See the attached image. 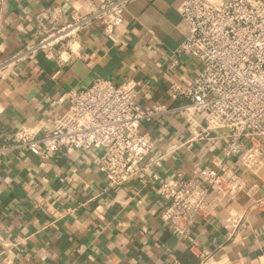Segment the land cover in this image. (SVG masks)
Segmentation results:
<instances>
[{"label": "crops", "instance_id": "obj_1", "mask_svg": "<svg viewBox=\"0 0 264 264\" xmlns=\"http://www.w3.org/2000/svg\"><path fill=\"white\" fill-rule=\"evenodd\" d=\"M106 1L0 0V146L21 125L51 129L49 119L67 108L59 95L97 79L148 84L139 97L146 108L171 103L172 84L193 83L198 61L177 55L187 33L183 0H132L111 33L77 25ZM140 131L153 144L144 164L161 179L213 167L235 172L242 190L220 200L212 194L209 214L180 241L162 220L167 201L148 174L110 189L100 150L46 161L10 152L0 159V264H201L205 255L213 264H264V154L252 168L240 156L226 159L225 139H193L178 113Z\"/></svg>", "mask_w": 264, "mask_h": 264}, {"label": "built area", "instance_id": "obj_2", "mask_svg": "<svg viewBox=\"0 0 264 264\" xmlns=\"http://www.w3.org/2000/svg\"><path fill=\"white\" fill-rule=\"evenodd\" d=\"M132 0H107L77 25L100 24L113 32L124 23ZM179 13L187 33L177 55L193 56L199 73L187 87L172 84L171 103L144 107L141 87L97 79L89 88L73 89L56 99L67 108L49 119L51 129L21 125L0 146V159L10 152L30 153L41 160L76 150H100V170L110 189L148 174L160 183L167 201L162 220L180 241L191 239L194 226L209 214L215 200L235 197L242 181L233 171L206 167L196 177L165 180L146 166L152 153L141 125L164 114L178 113L190 125L193 139L223 138L226 159L242 158L252 168L264 154V0H183ZM45 48L44 42L38 45ZM180 102V105H176ZM197 115H202L199 120ZM219 134L218 136L216 134ZM205 255L201 264H213Z\"/></svg>", "mask_w": 264, "mask_h": 264}]
</instances>
